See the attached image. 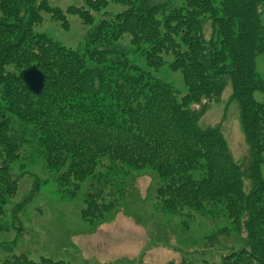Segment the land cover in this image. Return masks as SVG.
Returning a JSON list of instances; mask_svg holds the SVG:
<instances>
[{
    "label": "trees",
    "instance_id": "trees-1",
    "mask_svg": "<svg viewBox=\"0 0 264 264\" xmlns=\"http://www.w3.org/2000/svg\"><path fill=\"white\" fill-rule=\"evenodd\" d=\"M112 1L130 8L101 22L81 53L36 32L43 14L66 18L49 0H0V215L18 189L12 164L24 139L31 143V138L49 168L69 164V174L78 181L91 177L104 159L115 166L113 172L117 169L114 177L126 173L123 187L133 171L157 172L163 180L157 190L160 203L173 215H182L186 207L207 205L213 212L223 206L234 229L247 239L240 250L208 264H264V102L254 98L264 93L256 64L264 56V0H221L219 6L215 0H184L177 9L151 0ZM106 2L87 1L91 10ZM75 8L67 13L92 23L90 11ZM124 35L132 39V52L152 69L172 56L169 67L182 72L186 94L180 96L149 68L133 64L129 52L114 48ZM32 66L46 76L38 96L21 79ZM228 80L253 155L249 195L243 188L245 172L220 127L202 129L199 123ZM192 105L201 106L200 111ZM92 204L101 211L99 218L114 208ZM0 264L72 263L46 257L35 261L21 253Z\"/></svg>",
    "mask_w": 264,
    "mask_h": 264
},
{
    "label": "rangeland",
    "instance_id": "rangeland-1",
    "mask_svg": "<svg viewBox=\"0 0 264 264\" xmlns=\"http://www.w3.org/2000/svg\"><path fill=\"white\" fill-rule=\"evenodd\" d=\"M87 1L49 0V5L62 10L66 18L58 21L48 13L43 14L44 20L36 27V32L83 53L90 34L101 22L114 20L130 8L106 0L107 4L91 10ZM151 1L177 9L184 0ZM220 2L215 0V5L219 6ZM75 7L90 11L92 23L86 25L77 13H67ZM205 32L210 38V23ZM131 40L124 35L113 47L129 52L133 64L143 70L150 69L156 78L180 92V96L185 95L182 72L169 67L173 57L167 56L166 64L160 69H152L146 58L132 52L135 48ZM256 64L257 74L264 79V56H259ZM254 98L259 103L264 102V93L258 92ZM200 107L192 105L195 110L200 111ZM199 123L202 129L220 127L232 156L245 172L243 188L249 195L253 182L248 171L253 155L230 80L221 97L207 107ZM26 140L28 138L24 139V146L20 145L19 157L12 164L13 174L19 179L17 192L8 198L0 215V260L24 253L35 261L46 257L72 264H208L244 247L247 234L234 229L221 205L213 212L207 205L200 210L186 207L182 215L166 211L157 193L163 180L151 169L131 172L125 177L123 187L120 182L126 173L114 177L117 169L113 172L115 166L104 159L91 177L78 181L69 174V164L59 170L49 168L32 139L31 143ZM261 166L264 178V162ZM198 176L200 173H196ZM37 182L39 188L35 187ZM88 195L97 198L90 202L93 198ZM89 202L112 203L114 208L103 212V217L99 218L101 211Z\"/></svg>",
    "mask_w": 264,
    "mask_h": 264
},
{
    "label": "water",
    "instance_id": "water-1",
    "mask_svg": "<svg viewBox=\"0 0 264 264\" xmlns=\"http://www.w3.org/2000/svg\"><path fill=\"white\" fill-rule=\"evenodd\" d=\"M21 79L32 94L38 96L44 91L46 76L36 66L22 71Z\"/></svg>",
    "mask_w": 264,
    "mask_h": 264
}]
</instances>
